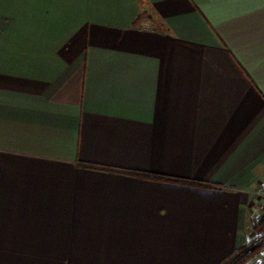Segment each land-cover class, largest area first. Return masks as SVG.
<instances>
[{"label":"crops","instance_id":"crops-1","mask_svg":"<svg viewBox=\"0 0 264 264\" xmlns=\"http://www.w3.org/2000/svg\"><path fill=\"white\" fill-rule=\"evenodd\" d=\"M263 180L264 0H0V264H233Z\"/></svg>","mask_w":264,"mask_h":264},{"label":"rangeland","instance_id":"rangeland-1","mask_svg":"<svg viewBox=\"0 0 264 264\" xmlns=\"http://www.w3.org/2000/svg\"><path fill=\"white\" fill-rule=\"evenodd\" d=\"M259 189V188H258ZM258 191V190H257ZM257 205H256V209L253 213V218L255 219V222H253L252 227L253 229L251 230V234L249 236L247 245L244 249V251L246 249H251L254 248L255 246H257L259 243H262L264 241V234L263 235H259L256 231V226L258 225L259 222H262L264 220V196H259L257 195ZM253 221V220H252ZM244 251H239L238 252V256L237 258L243 254ZM236 258V259H237ZM252 261L253 264V260H249Z\"/></svg>","mask_w":264,"mask_h":264},{"label":"trees","instance_id":"trees-1","mask_svg":"<svg viewBox=\"0 0 264 264\" xmlns=\"http://www.w3.org/2000/svg\"><path fill=\"white\" fill-rule=\"evenodd\" d=\"M179 182V181H178ZM256 231L259 235H263L264 234V220L262 222H260L257 226H256ZM261 248V245H257L254 248L251 249H246L244 251L245 248L242 249L243 254H241L233 264H245L246 262H248L249 260H251L255 254L257 253V251Z\"/></svg>","mask_w":264,"mask_h":264},{"label":"built area","instance_id":"built-area-1","mask_svg":"<svg viewBox=\"0 0 264 264\" xmlns=\"http://www.w3.org/2000/svg\"><path fill=\"white\" fill-rule=\"evenodd\" d=\"M257 195L264 196V180L261 182V184L259 186V189L257 191ZM259 244L261 245V248L257 251L255 256L251 259V260H253V264H264V241L262 243H259Z\"/></svg>","mask_w":264,"mask_h":264}]
</instances>
